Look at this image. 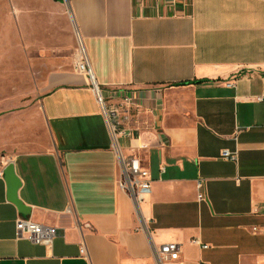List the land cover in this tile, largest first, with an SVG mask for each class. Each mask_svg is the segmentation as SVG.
Returning a JSON list of instances; mask_svg holds the SVG:
<instances>
[{
  "label": "crops",
  "instance_id": "crops-1",
  "mask_svg": "<svg viewBox=\"0 0 264 264\" xmlns=\"http://www.w3.org/2000/svg\"><path fill=\"white\" fill-rule=\"evenodd\" d=\"M50 1L69 8V59L41 87L50 146L0 142V264H160L170 243L183 264H264V0ZM79 39L109 105L134 98L119 146L150 174L140 216ZM20 218L55 227L52 247L19 239Z\"/></svg>",
  "mask_w": 264,
  "mask_h": 264
},
{
  "label": "rangeland",
  "instance_id": "rangeland-1",
  "mask_svg": "<svg viewBox=\"0 0 264 264\" xmlns=\"http://www.w3.org/2000/svg\"><path fill=\"white\" fill-rule=\"evenodd\" d=\"M64 5L0 0V142L23 141L27 150L50 146L39 102L48 73L69 59Z\"/></svg>",
  "mask_w": 264,
  "mask_h": 264
},
{
  "label": "built area",
  "instance_id": "built-area-1",
  "mask_svg": "<svg viewBox=\"0 0 264 264\" xmlns=\"http://www.w3.org/2000/svg\"><path fill=\"white\" fill-rule=\"evenodd\" d=\"M74 70L76 73L85 75L89 78L91 88L97 97L102 114L109 124L113 136L120 167L119 186L131 199L136 214L140 216L142 215L141 206L152 191L150 174L143 166L140 159L134 155H124L119 146L120 138H132L133 136L131 131L125 128L124 122H126L131 115L130 109L134 106V98L132 95L124 96V111L121 115L118 108L115 109L109 105L104 97L103 90L94 77L81 40L74 54ZM258 101L264 102V96L259 97ZM222 156L224 159L230 161H237L238 159L237 153H232L230 151H223ZM199 199L202 200L203 197L199 196ZM16 229L19 239H26L32 244L44 245L46 247H52L55 238L58 236V230L55 227L45 226L26 218H20L17 221ZM254 231H257V229H254ZM206 248L207 247H205V249ZM156 259L160 264H183L181 262L180 245L176 243L162 245L160 249L156 250Z\"/></svg>",
  "mask_w": 264,
  "mask_h": 264
},
{
  "label": "water",
  "instance_id": "water-1",
  "mask_svg": "<svg viewBox=\"0 0 264 264\" xmlns=\"http://www.w3.org/2000/svg\"><path fill=\"white\" fill-rule=\"evenodd\" d=\"M6 175H7V181H8L11 197L19 205V207L24 211L23 205L19 201H17V199L15 198V194H16L19 184L17 180L15 179L12 167H9L7 169ZM25 213H27L26 210H25Z\"/></svg>",
  "mask_w": 264,
  "mask_h": 264
},
{
  "label": "trees",
  "instance_id": "trees-1",
  "mask_svg": "<svg viewBox=\"0 0 264 264\" xmlns=\"http://www.w3.org/2000/svg\"><path fill=\"white\" fill-rule=\"evenodd\" d=\"M56 1H63V0H56ZM198 83H201V82H194L192 84H198ZM186 84H188V83H186Z\"/></svg>",
  "mask_w": 264,
  "mask_h": 264
}]
</instances>
